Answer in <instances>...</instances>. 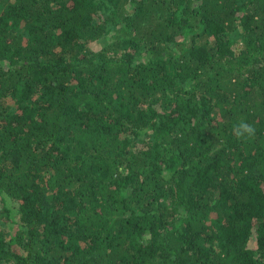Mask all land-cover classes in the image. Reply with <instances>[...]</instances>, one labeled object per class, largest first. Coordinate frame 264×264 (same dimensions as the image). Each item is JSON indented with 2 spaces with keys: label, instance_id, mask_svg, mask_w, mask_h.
Wrapping results in <instances>:
<instances>
[{
  "label": "trees",
  "instance_id": "16d2710c",
  "mask_svg": "<svg viewBox=\"0 0 264 264\" xmlns=\"http://www.w3.org/2000/svg\"><path fill=\"white\" fill-rule=\"evenodd\" d=\"M0 264H264V0H0Z\"/></svg>",
  "mask_w": 264,
  "mask_h": 264
},
{
  "label": "clouds",
  "instance_id": "9594fccd",
  "mask_svg": "<svg viewBox=\"0 0 264 264\" xmlns=\"http://www.w3.org/2000/svg\"><path fill=\"white\" fill-rule=\"evenodd\" d=\"M232 134L238 139L251 138L255 136L256 129L245 120H240L233 125Z\"/></svg>",
  "mask_w": 264,
  "mask_h": 264
}]
</instances>
